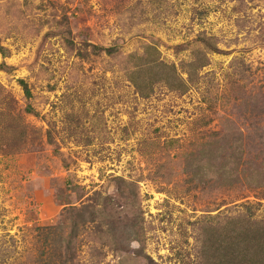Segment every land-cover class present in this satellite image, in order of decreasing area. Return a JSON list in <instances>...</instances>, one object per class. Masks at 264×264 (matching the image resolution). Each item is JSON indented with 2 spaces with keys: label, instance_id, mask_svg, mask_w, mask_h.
<instances>
[{
  "label": "rangeland",
  "instance_id": "374dc122",
  "mask_svg": "<svg viewBox=\"0 0 264 264\" xmlns=\"http://www.w3.org/2000/svg\"><path fill=\"white\" fill-rule=\"evenodd\" d=\"M246 201L264 0H0V264H208Z\"/></svg>",
  "mask_w": 264,
  "mask_h": 264
},
{
  "label": "trees",
  "instance_id": "16d2710c",
  "mask_svg": "<svg viewBox=\"0 0 264 264\" xmlns=\"http://www.w3.org/2000/svg\"><path fill=\"white\" fill-rule=\"evenodd\" d=\"M107 49L112 51V48ZM20 82L28 93L26 83L23 80ZM239 206L242 209L232 219L212 230L210 246L213 259L207 261L208 264H264V222L256 218L259 204L246 201ZM148 261L155 264L151 258Z\"/></svg>",
  "mask_w": 264,
  "mask_h": 264
}]
</instances>
